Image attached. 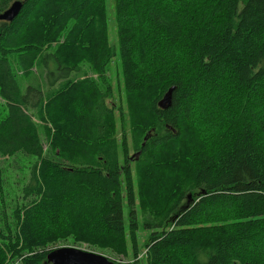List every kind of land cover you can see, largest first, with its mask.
<instances>
[{
	"label": "trees",
	"instance_id": "obj_1",
	"mask_svg": "<svg viewBox=\"0 0 264 264\" xmlns=\"http://www.w3.org/2000/svg\"><path fill=\"white\" fill-rule=\"evenodd\" d=\"M113 1L117 48L106 0H0L21 4L0 21V156L32 159L13 229L0 215V264H50L66 239L138 264L140 224L145 264H264V0Z\"/></svg>",
	"mask_w": 264,
	"mask_h": 264
},
{
	"label": "rangeland",
	"instance_id": "obj_2",
	"mask_svg": "<svg viewBox=\"0 0 264 264\" xmlns=\"http://www.w3.org/2000/svg\"><path fill=\"white\" fill-rule=\"evenodd\" d=\"M106 15H107V40L109 45L117 48L118 47V41H117V30H116V24L114 21V1L113 0H106ZM12 58V57H11ZM23 64L24 60H19L18 63L15 60L10 59V78L13 76L12 72L17 75L18 84L21 89L24 87V79H23ZM121 70L118 66L117 62H111L108 66V70L106 73V78L109 80L110 85L112 86V92H113V100H111L109 103L114 104L111 106L112 108L116 109L114 112L115 116V127H116V134L117 138L121 141V115L117 112V108L121 107L122 110L125 112V105L123 100L120 96L117 95L116 90L121 86ZM98 76L94 73H91L88 75V79H97ZM98 83V82H97ZM2 85L6 88L7 82L3 81ZM8 89V88H6ZM1 109V106H0ZM37 125L39 126L38 134L40 136V142L43 144V153L46 156L50 158H54L55 160H58L56 154L58 153V149L54 147H50L47 145L44 141V135H43V125L38 120H36ZM123 129L125 132V140L127 147L129 150L128 158L130 161H135L138 159V152L133 150L131 143H132V133L129 127V124L127 122L126 115H124V123H123ZM145 136L143 140H146ZM43 140V141H42ZM143 145V144H142ZM58 150V151H57ZM15 157H1L0 156V215L2 217H5L7 223L9 226L13 229L14 227V221L12 219V212L13 210L20 206L23 203L22 199V187L26 183L31 161L32 159L29 157H22L21 159H14ZM131 162V163H133ZM127 216L126 210H125V217ZM150 232L143 230L142 225H139L138 232H137V260L139 261L138 264H145V249L144 246L147 243L148 237ZM261 244L264 246V235L260 237ZM59 247H74L77 249H81L84 251H89L93 253H99L103 256L109 258L110 260L122 264H131L132 261H134V256L132 252L128 249V254L126 257L122 256H116L112 253H106L105 251L99 252V250H96L92 247H90L88 244L85 243H73L70 239L66 240H58L54 241L52 243H48L45 246V250H51ZM7 264H20L19 258L12 257L11 254H8L7 258Z\"/></svg>",
	"mask_w": 264,
	"mask_h": 264
},
{
	"label": "water",
	"instance_id": "obj_3",
	"mask_svg": "<svg viewBox=\"0 0 264 264\" xmlns=\"http://www.w3.org/2000/svg\"><path fill=\"white\" fill-rule=\"evenodd\" d=\"M21 4L13 3L5 12L0 14V21L11 22L19 11ZM174 87L168 89L161 101L159 108L165 110L171 105L172 92ZM47 262L50 264H122L114 262L99 253L84 251L74 247H59L51 249L47 255Z\"/></svg>",
	"mask_w": 264,
	"mask_h": 264
}]
</instances>
